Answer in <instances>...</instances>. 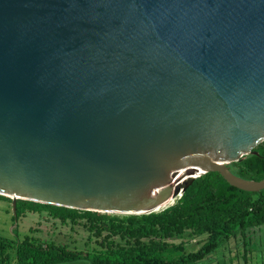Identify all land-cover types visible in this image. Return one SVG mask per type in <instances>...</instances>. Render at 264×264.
Returning a JSON list of instances; mask_svg holds the SVG:
<instances>
[{"label": "water", "instance_id": "1", "mask_svg": "<svg viewBox=\"0 0 264 264\" xmlns=\"http://www.w3.org/2000/svg\"><path fill=\"white\" fill-rule=\"evenodd\" d=\"M263 142L264 0H0L14 216L158 213L209 172L258 193L228 164Z\"/></svg>", "mask_w": 264, "mask_h": 264}, {"label": "trees", "instance_id": "2", "mask_svg": "<svg viewBox=\"0 0 264 264\" xmlns=\"http://www.w3.org/2000/svg\"><path fill=\"white\" fill-rule=\"evenodd\" d=\"M228 168L242 179L263 181L264 142ZM0 199L12 204L7 197ZM44 212L62 224L86 220L90 232L97 236L107 233L106 247L85 253L31 236L21 240L15 228L14 239L0 237L1 264H55L80 258L92 264H199L232 239L246 238L253 229L264 227V190L245 192L220 173L209 172L196 179L173 206L158 213L112 216L18 200L13 222L18 224L27 213ZM188 232L196 237L207 235V241L195 252L188 253L182 242H171ZM113 236L128 239L127 246L113 242ZM243 250L245 255L256 253L248 251L255 249L247 248V242Z\"/></svg>", "mask_w": 264, "mask_h": 264}, {"label": "rangeland", "instance_id": "3", "mask_svg": "<svg viewBox=\"0 0 264 264\" xmlns=\"http://www.w3.org/2000/svg\"><path fill=\"white\" fill-rule=\"evenodd\" d=\"M10 199V198H9ZM11 200V199H10ZM177 201L174 202V204ZM173 204V205H174ZM43 216V217H42ZM126 216V215H112ZM54 219L44 212L41 217L34 213L27 214L19 219L18 224L13 222L12 204L10 201L0 199V237L14 239L13 230L17 228L18 235L21 240L30 235L32 228H38L40 231L41 242H54L55 244L71 243L72 250L82 252L100 251L106 247L107 233L97 236L94 232H90L87 227V221H77L76 223L60 224V222L51 223ZM40 225H39V223ZM43 222H48L44 227ZM261 230V231H260ZM43 234V235H42ZM111 240L120 246H127V240L120 237H111ZM111 240H108L111 241ZM250 240L252 241L250 243ZM207 241V235L203 237L191 236L189 232L183 237L171 241L174 244L184 243L188 253L195 252ZM247 242V248H253L259 254H264V227L255 228L247 235L246 238L239 236L232 239L229 243L220 248L214 255L199 264H243L244 261V243ZM104 244V245H103ZM251 253H248V256ZM13 262H15L13 260Z\"/></svg>", "mask_w": 264, "mask_h": 264}, {"label": "crops", "instance_id": "4", "mask_svg": "<svg viewBox=\"0 0 264 264\" xmlns=\"http://www.w3.org/2000/svg\"><path fill=\"white\" fill-rule=\"evenodd\" d=\"M27 214H30V213H27ZM27 214L25 216H27ZM42 214L43 213H41V214L36 213V215H40V217H41ZM49 217L52 218L51 216H49ZM56 222H60V224L62 225V222L60 220H58V219H54L51 223L53 224V223H56ZM43 223H44V225H43L44 227H46V224H48V222H43ZM67 223H69V222H67ZM39 225H40V223H39ZM31 230L32 231L30 232V235H28V236H31L32 238H35L38 241H43V240H41V238L39 236L40 235V232H39L40 230L38 228H32ZM25 236H27V235H25ZM62 245L68 246V248L71 250V243L64 242ZM246 255L244 254L243 264H264V254H262V253L261 254H259V253H251L248 256H246ZM55 264H92V263L87 258H80V259H77V260H74V261L70 260V261H65V262H60V263H55ZM217 264H219V263H217Z\"/></svg>", "mask_w": 264, "mask_h": 264}, {"label": "bare ground", "instance_id": "5", "mask_svg": "<svg viewBox=\"0 0 264 264\" xmlns=\"http://www.w3.org/2000/svg\"><path fill=\"white\" fill-rule=\"evenodd\" d=\"M172 202V201H171ZM169 204H171V203H169Z\"/></svg>", "mask_w": 264, "mask_h": 264}, {"label": "clouds", "instance_id": "6", "mask_svg": "<svg viewBox=\"0 0 264 264\" xmlns=\"http://www.w3.org/2000/svg\"><path fill=\"white\" fill-rule=\"evenodd\" d=\"M178 201V200H177ZM173 206V205H172Z\"/></svg>", "mask_w": 264, "mask_h": 264}]
</instances>
